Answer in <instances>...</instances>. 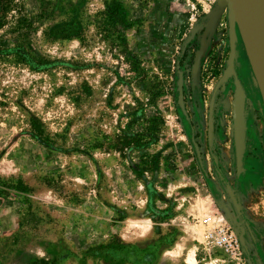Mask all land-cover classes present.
<instances>
[{"label": "rangeland", "instance_id": "374dc122", "mask_svg": "<svg viewBox=\"0 0 264 264\" xmlns=\"http://www.w3.org/2000/svg\"><path fill=\"white\" fill-rule=\"evenodd\" d=\"M15 2L0 26V264H264V102L227 1ZM206 215L244 255L209 245Z\"/></svg>", "mask_w": 264, "mask_h": 264}, {"label": "water", "instance_id": "95a60500", "mask_svg": "<svg viewBox=\"0 0 264 264\" xmlns=\"http://www.w3.org/2000/svg\"><path fill=\"white\" fill-rule=\"evenodd\" d=\"M237 20L244 39L247 55L264 102V0H241ZM235 23L236 19L233 18L232 30ZM233 60L234 46L232 43L230 67L226 71L225 77L229 75L233 68ZM234 121L236 154L238 161H240L244 149L245 135L244 90L241 84H237L236 87Z\"/></svg>", "mask_w": 264, "mask_h": 264}, {"label": "built area", "instance_id": "2783aa9c", "mask_svg": "<svg viewBox=\"0 0 264 264\" xmlns=\"http://www.w3.org/2000/svg\"><path fill=\"white\" fill-rule=\"evenodd\" d=\"M213 1L210 0V2ZM202 223L208 227L206 239L210 246L229 257L242 255L241 241L229 224L213 215H206L202 219Z\"/></svg>", "mask_w": 264, "mask_h": 264}, {"label": "trees", "instance_id": "16d2710c", "mask_svg": "<svg viewBox=\"0 0 264 264\" xmlns=\"http://www.w3.org/2000/svg\"><path fill=\"white\" fill-rule=\"evenodd\" d=\"M16 7V2L15 0H0V26L2 24L5 23L6 21V17H7V13H9L13 8ZM113 9H115L116 12H110L113 11ZM106 12L111 13L108 17L109 18H113L114 22L127 27V22L125 20V13L124 10L121 9V7H115V8H111V7H107ZM28 25L26 24V19L25 18H21L19 20V26H18V30L21 29H27ZM79 36V34H78ZM84 37V36H83ZM31 128H32V132L34 135L41 137L44 140H48L49 139V134H46L44 128L41 126L40 121L38 118H32L31 120Z\"/></svg>", "mask_w": 264, "mask_h": 264}, {"label": "bare ground", "instance_id": "6f19581e", "mask_svg": "<svg viewBox=\"0 0 264 264\" xmlns=\"http://www.w3.org/2000/svg\"><path fill=\"white\" fill-rule=\"evenodd\" d=\"M228 2V4L230 5L231 9H232V12H233V15H234V18L236 19V22L238 24V20H237V14L239 12V7L241 5V0H226ZM238 27L240 29V26L238 24ZM241 31V30H240ZM243 42H244V39H243ZM245 46V44H244ZM245 50H246V47H245ZM247 52V50H246ZM249 59V58H248ZM193 261V260H192Z\"/></svg>", "mask_w": 264, "mask_h": 264}, {"label": "flooded vegetation", "instance_id": "af4514ba", "mask_svg": "<svg viewBox=\"0 0 264 264\" xmlns=\"http://www.w3.org/2000/svg\"><path fill=\"white\" fill-rule=\"evenodd\" d=\"M230 226H231V228L236 232V234L238 235L237 231L232 227V225H230ZM238 237H239V239H240V241H241L242 254L244 255V253H245V249H244V245H243V240H242V238H241L240 235H238Z\"/></svg>", "mask_w": 264, "mask_h": 264}]
</instances>
